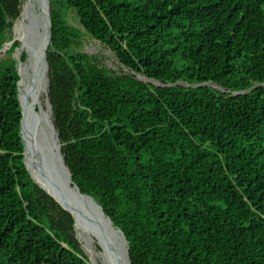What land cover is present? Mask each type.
<instances>
[{
	"label": "trees",
	"instance_id": "16d2710c",
	"mask_svg": "<svg viewBox=\"0 0 264 264\" xmlns=\"http://www.w3.org/2000/svg\"><path fill=\"white\" fill-rule=\"evenodd\" d=\"M50 8L61 151L74 183L124 232L131 263L264 264V0ZM70 11L127 72L72 49L84 32ZM21 13L22 0H0V49ZM20 45L0 52V264H91L73 215L24 162Z\"/></svg>",
	"mask_w": 264,
	"mask_h": 264
},
{
	"label": "water",
	"instance_id": "95a60500",
	"mask_svg": "<svg viewBox=\"0 0 264 264\" xmlns=\"http://www.w3.org/2000/svg\"><path fill=\"white\" fill-rule=\"evenodd\" d=\"M35 6L37 7V12L34 13V35H32L31 41H28V45L32 51L33 59V72L30 81L31 86L34 89L40 88L46 79L48 82L49 90V64L47 59V52L52 39L50 0H37ZM16 21L14 25L16 24ZM14 40H17V38L14 37L13 40L5 43L2 49L8 50L9 45H11ZM22 45H20L19 47H23ZM26 59L30 61L28 56ZM21 63H23V61L17 59V68L21 76L20 80L18 81L19 100L21 103V109L23 114L20 130L22 141L24 144V162L28 171L31 174V177L42 189L49 193L34 178L31 169L27 164V149L29 150V155L37 172L45 179L47 184L52 189H54L63 200L59 199V197L52 195L51 193L49 194L54 197V199L59 202V204L64 209H66L73 215L75 219L74 227L76 226L77 222V214H80L83 219L85 218V220H87V223L90 226H95L96 228H99L102 236L105 238L108 248L109 260L111 261V263L132 264L129 254V244L124 232L119 227L113 224L112 219L105 214V211L102 208L101 204L92 195L83 193L80 188L74 183L72 173L69 167L67 166L64 155L61 151L62 143L60 141L58 131L54 125L53 117L50 118V116L46 112L42 111V108L40 106H35L34 114H32L29 119L26 120V114L24 112L20 88V84L23 80L20 71ZM139 78L148 81V78L143 75H139ZM47 104L50 106L52 112V105L49 101L48 91ZM26 137L29 141V147L26 143ZM66 168L68 171L66 170ZM70 180L72 184L71 188L75 187L79 194L89 198V201L84 202L82 204V208L81 206L76 204L73 206L67 205V201H69L68 197L71 198V196H68L65 193L64 189L67 185H69ZM89 202H92V205L88 204ZM100 215L106 217L107 223H93V221H91V219ZM120 233L123 235L124 239L121 238V236L119 235ZM125 241L127 242L128 246L127 252L125 251ZM98 243L104 249L102 244L100 242Z\"/></svg>",
	"mask_w": 264,
	"mask_h": 264
},
{
	"label": "rangeland",
	"instance_id": "374dc122",
	"mask_svg": "<svg viewBox=\"0 0 264 264\" xmlns=\"http://www.w3.org/2000/svg\"><path fill=\"white\" fill-rule=\"evenodd\" d=\"M25 12V14H23ZM37 12V7L31 5V0H22V14L17 19L19 21L20 19L24 20L23 26L21 27V24L19 26V32L16 33L15 31V25L8 30V34L12 35L13 38L16 37L17 40L21 42V45L23 43H27L28 41H31L32 35H34V13ZM24 15V17H23ZM24 18V19H23ZM70 23L74 25L77 28H81L83 30L82 35V44L77 45L74 44L72 46V49L75 51H81L86 54H88L91 58L95 59L96 61L100 62L103 66L116 71L117 73H121L122 69L127 72V69L122 66V64L119 62L117 57L113 54V52L101 41H98L88 35L85 30L83 29L82 25L80 24L78 18L76 17V14L73 11H70V17H69ZM16 21V23H17ZM28 26V27H27ZM21 27V29H20ZM22 30V31H21ZM11 45H9L10 48ZM23 46V45H22ZM29 46V45H28ZM7 50L1 49L0 52L5 53ZM27 51L23 49V47H18L16 51L14 52V57L16 59L22 60L23 54H26ZM20 55V57H19ZM29 60L23 61L21 63L22 67L20 69L21 75H32V68H33V59L32 55H29V52L27 53ZM25 69V70H24ZM36 102V106H41V103H43V109L48 112V107L46 106L47 103V89L43 88L39 93H36V98L34 99ZM43 110V112H44ZM50 110V108H49ZM81 229L77 228L75 226V232L77 234V238L80 240L82 244V248L85 252V255L87 256L89 262L91 264H113L109 260V256L107 257L104 254V249L99 245L97 240L90 239V235L87 234L86 231L90 233L91 230L85 229L83 227V224L81 223L80 226ZM84 230V231H83ZM89 237V238H87ZM89 239V240H88ZM87 240V241H86ZM93 240V241H92ZM93 244V246H92Z\"/></svg>",
	"mask_w": 264,
	"mask_h": 264
},
{
	"label": "bare ground",
	"instance_id": "6f19581e",
	"mask_svg": "<svg viewBox=\"0 0 264 264\" xmlns=\"http://www.w3.org/2000/svg\"><path fill=\"white\" fill-rule=\"evenodd\" d=\"M36 3H37V0H31V5L32 6H35L36 5ZM23 14H25V12L23 13ZM24 19V18H23ZM25 21L24 20H22L21 21V27L23 26V23H24ZM21 27H20V29H21ZM18 28H19V25H18ZM22 31V30H21ZM18 32H19V29H18ZM23 49H25L26 51H28L29 52V55L31 54L32 55V51H31V49H30V47L27 45V43L25 42V43H23ZM19 57H20V55H19ZM22 68V67H21ZM25 70V69H24ZM30 79H31V76L30 75H23V80H22V82H21V84H20V88H21V98H22V101H23V107H24V112H25V114H26V120H28L29 119V117L32 115V114H34V107L36 106V102H35V98H36V91L37 92H40L42 89H43V86H47V91H48V82H47V80L45 79V81H44V83H43V85L40 87V88H34L33 89V87L31 86V81H30ZM41 108H42V111L44 110L43 109V103H41ZM46 106H49L47 103H46ZM49 108H50V106L48 107V112L47 111H45L44 110V112H46L49 116H50V118H52V112H51V108H50V110H49ZM26 143H27V145H28V147H29V141H28V138L26 137ZM27 164L29 165V167H30V169H31V172H32V174H33V176H34V178L37 180V182L40 184V185H42L43 187H45L47 190H50V191H52V192H54L57 196H59L58 194H57V192L54 190V189H52L48 184H47V182L45 181V179L37 172V170L35 169V167H34V164H33V162H32V160H31V157H30V155H29V150L27 149ZM66 170H67V168H66ZM68 171V170H67ZM71 180H70V182H69V185H67L66 187H65V193L68 195V196H71V198L70 197H68L69 198V201H67V205L68 206H73V205H79V206H81V208H82V204L84 203V202H87V201H89V198L88 197H86V196H83V195H81V194H79L78 193V191H77V189L74 187V188H71ZM60 197V196H59ZM61 198V197H60ZM61 200H63L62 198H61ZM92 202H89L88 204H91ZM92 205V204H91ZM83 208H85V207H83ZM77 220V226L79 227V225H78V222H81L82 224H83V227H85V229H89V230H91L93 233H94V235L96 236V238H97V241L98 242H100L101 244H102V246L104 247V254L108 257L109 255H108V248H107V244H106V241H105V238L102 236V234H101V232H100V230H99V228H96L95 226H90L88 223H87V220H85V218L83 219L82 217H81V215L80 214H77V218H76ZM91 221H93V223H107V219H106V217L105 216H103V215H100V216H97V217H94L93 219H91ZM92 225V224H91ZM79 229H81L80 227H79ZM84 231V230H83ZM87 232V234H89L90 235V239L92 238V236H91V232L89 233L88 231H86ZM120 236H121V238H123L124 239V237H123V235L120 233L119 234ZM87 238H89V237H87ZM93 239V238H92ZM89 240V239H88ZM87 241V240H86ZM93 241V240H92ZM92 246H93V244H92ZM127 242L125 241V251L127 252Z\"/></svg>",
	"mask_w": 264,
	"mask_h": 264
}]
</instances>
